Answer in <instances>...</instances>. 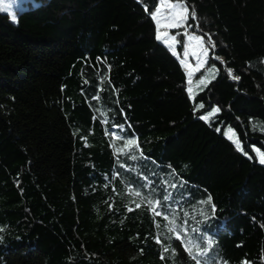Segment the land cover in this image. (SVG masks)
Listing matches in <instances>:
<instances>
[{
    "label": "trees",
    "instance_id": "trees-1",
    "mask_svg": "<svg viewBox=\"0 0 264 264\" xmlns=\"http://www.w3.org/2000/svg\"><path fill=\"white\" fill-rule=\"evenodd\" d=\"M183 1L200 89L159 0L0 11V264H264V0Z\"/></svg>",
    "mask_w": 264,
    "mask_h": 264
},
{
    "label": "rangeland",
    "instance_id": "rangeland-1",
    "mask_svg": "<svg viewBox=\"0 0 264 264\" xmlns=\"http://www.w3.org/2000/svg\"><path fill=\"white\" fill-rule=\"evenodd\" d=\"M22 1L24 3L25 0H0V11H6L9 12L10 16H13V13L15 12V9L13 10L11 4H15L17 2ZM168 3L171 4H181L183 7L187 6L185 5L183 0H159V4L157 5L156 9L154 10L153 14L159 10L160 13V19L161 23L165 22H175V20L165 21L164 17L172 13L174 15L175 12L183 11V7L180 8H174V9H167L166 7H161L162 5H166ZM188 17V12H187ZM156 23V21H155ZM181 26L174 27V28H161V32H167L168 35L166 38L160 39L162 42L165 43V39L167 40V46L169 47V44H172L173 47L170 48L171 52L173 53V50L175 51V56L179 59L180 63L182 64L185 72H186V78L188 81H190L193 77L194 80L191 83V86H194L196 89H200L203 85L199 84L200 79H205V83L214 75L209 77V69L210 67L207 66V60L209 57V46L204 41L203 37L190 29V25L187 24L186 20L180 21ZM157 28V25H156ZM183 34V41H182V49L179 53L177 50V45L179 43V34ZM189 36L192 37H199L202 38L201 40L193 39L189 41ZM174 37V40H173ZM207 50V54L203 55L202 53L204 50ZM199 57V60L197 59ZM202 61L201 67L199 70H196V66L198 63ZM204 68V69H203ZM203 69V70H202ZM202 70V71H201ZM200 71V72H199ZM212 71V70H211ZM210 71V72H211ZM189 72H192L191 77L189 76ZM199 72V73H198ZM229 130L231 138H236L235 132L231 128H227Z\"/></svg>",
    "mask_w": 264,
    "mask_h": 264
},
{
    "label": "snow or ice",
    "instance_id": "snow-or-ice-1",
    "mask_svg": "<svg viewBox=\"0 0 264 264\" xmlns=\"http://www.w3.org/2000/svg\"><path fill=\"white\" fill-rule=\"evenodd\" d=\"M161 7H166L167 9L171 10V9H174V8H180V7H183L181 4H171V3H168L166 5H162ZM187 12H188V9L186 7H183V11L180 12V11H177L174 13V15L172 13H170L169 15H167L166 17H164L165 21H170V20H175V22H165V23H161V19H160V13H159V10H157L156 13L153 14L152 18L153 20L156 21V25H157V39L160 40L162 38H166L168 33L167 32H161L160 29L161 28H174V27H179L181 26L180 24V21L181 20H186L188 17H187ZM193 18L194 17V14H193ZM193 39H196V40H201L202 38H199V37H192V36H189V41L193 40ZM173 40H174V37H173ZM165 43H167V40L165 39ZM169 47L172 48L173 45L172 44H169ZM173 54L175 55V51L173 50ZM203 55H206L207 54V50L205 49L204 52L202 53ZM199 60V57L197 58ZM201 64H202V61L200 63L197 64L196 66V70H199V68L201 67ZM192 75V72H189V76L191 77ZM229 75H231V70H229ZM238 79V77H236ZM189 83H191V81H189ZM199 84L201 85H204L205 84V79H200L199 80ZM189 91V94L191 95L192 93V88L189 87L188 89ZM200 108H203L204 106L201 104L199 105ZM220 111L219 108H215V109H212V111L208 114V116H200V119L202 120H205V121H208L209 118L214 115L215 113H218ZM135 140H129L127 141V144H126V147H130V146H133L135 145ZM236 143V147H237V150H241V147H240V144L239 142H235ZM261 164H264V154H261V159L259 161ZM129 193L131 195H133L134 197H139L141 199L142 202L146 203V206L149 210H151L154 215L156 216H161L162 213L160 211L157 210L158 208V203L157 202L156 204H154L151 200H145V198L143 196H141V193L138 192V191H134L132 189H129ZM136 207L139 208L141 207V204H136ZM132 209L129 208V211H131ZM165 219H167V217H164ZM169 231H173L172 228H169ZM177 238H179V236H177ZM157 242L159 243V239L157 240ZM186 250L191 252V249L190 248H187L186 247ZM164 251L166 252L167 251V248L164 249Z\"/></svg>",
    "mask_w": 264,
    "mask_h": 264
},
{
    "label": "crops",
    "instance_id": "crops-1",
    "mask_svg": "<svg viewBox=\"0 0 264 264\" xmlns=\"http://www.w3.org/2000/svg\"><path fill=\"white\" fill-rule=\"evenodd\" d=\"M11 5H12L13 10L20 6V4H18V3L11 4ZM11 17H15V13H13V16H11Z\"/></svg>",
    "mask_w": 264,
    "mask_h": 264
},
{
    "label": "water",
    "instance_id": "water-1",
    "mask_svg": "<svg viewBox=\"0 0 264 264\" xmlns=\"http://www.w3.org/2000/svg\"><path fill=\"white\" fill-rule=\"evenodd\" d=\"M214 57H215V58H218V59H220V60H223V58H221V57H217V56H215V55H214Z\"/></svg>",
    "mask_w": 264,
    "mask_h": 264
}]
</instances>
